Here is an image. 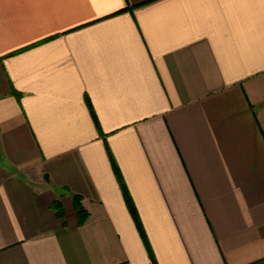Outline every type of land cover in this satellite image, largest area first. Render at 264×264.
Here are the masks:
<instances>
[{
  "label": "crops",
  "instance_id": "1",
  "mask_svg": "<svg viewBox=\"0 0 264 264\" xmlns=\"http://www.w3.org/2000/svg\"><path fill=\"white\" fill-rule=\"evenodd\" d=\"M109 152L155 264H264V0H0V264H154Z\"/></svg>",
  "mask_w": 264,
  "mask_h": 264
},
{
  "label": "trees",
  "instance_id": "2",
  "mask_svg": "<svg viewBox=\"0 0 264 264\" xmlns=\"http://www.w3.org/2000/svg\"><path fill=\"white\" fill-rule=\"evenodd\" d=\"M91 111H92V108H91ZM93 113L94 112L92 111L91 114H93ZM93 118H94L95 123L98 125V121H97V118H96L95 114H93ZM109 157H110V160H111L110 164H112L113 171L115 172V177H117V180H118L119 185L121 187L120 190H122V192H123V196H124V199H125L124 202L126 203L128 209H129V213H130V215H132L133 220H134V222L136 224V227L138 228L139 233H140V235L142 237V240L144 241V243H145V245L147 247V250H148V252H149V254L151 256V260L155 264V260H154V257L152 256V252H150L151 249H150V246L148 244V240H146L147 237L145 235L144 229H143V227H141L142 224H141L140 218H139V216L137 214V210L135 208V205L132 202V198H131V196L129 194V191H128L125 183H124L123 178L121 177L122 175L120 173V170H119V168H118V166H117V164H116V162H115V160H114V158H113V156L111 155L110 152H109ZM79 203H80V201H79L78 197H75V203L74 204H75V207L77 209V214H78L77 217H79V221L80 222H83L85 220V217H84L85 213H84V210L81 207V204H79Z\"/></svg>",
  "mask_w": 264,
  "mask_h": 264
}]
</instances>
